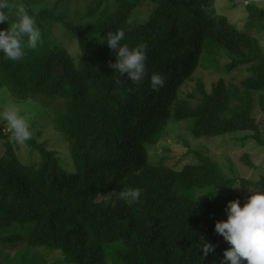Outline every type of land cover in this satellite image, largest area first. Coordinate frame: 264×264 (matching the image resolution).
I'll return each mask as SVG.
<instances>
[{"label": "trees", "instance_id": "1", "mask_svg": "<svg viewBox=\"0 0 264 264\" xmlns=\"http://www.w3.org/2000/svg\"><path fill=\"white\" fill-rule=\"evenodd\" d=\"M18 2L38 26L63 24L80 52L75 61L42 38L19 61L0 53V91L46 109L65 137L72 167L34 139L27 142L39 159L22 163L10 130L0 125V241H24L37 257H47L39 251L43 246L55 248L61 264H222L230 245L216 233L215 221L226 219L229 200L242 205L250 193L197 197L198 189L224 190L236 179L208 155L199 153L197 162L176 169L151 162L147 147L180 121L189 123L194 137L247 132L242 140L263 142L264 8L247 0V18L238 28L216 12L215 0H96L78 23L54 8L34 11V0ZM8 15L9 23L18 18ZM118 29L125 31L122 43L147 46L141 83L110 67L114 50L99 40ZM208 67L230 76L206 87L196 71ZM153 73L164 79L158 91L150 86ZM187 83L192 89L182 94ZM255 94L260 121L252 116ZM242 161L252 165L247 154ZM239 181L264 187V172ZM137 189L136 200L121 197ZM201 238L214 253L202 255Z\"/></svg>", "mask_w": 264, "mask_h": 264}, {"label": "rangeland", "instance_id": "2", "mask_svg": "<svg viewBox=\"0 0 264 264\" xmlns=\"http://www.w3.org/2000/svg\"><path fill=\"white\" fill-rule=\"evenodd\" d=\"M95 1L96 0H34L32 8L34 11L44 8H54L56 12L63 13L65 20L78 23L87 7L92 6ZM254 1L258 3L260 7L264 8V0ZM246 3L247 0H215V8L217 13L225 14L235 26L241 28L244 26L247 18L245 9ZM10 5L11 7L9 10L12 13H17V8L20 6L18 0H13ZM17 20L18 18L12 22H16ZM38 27L41 31L42 38L48 42V44H51L52 47L60 45L66 49L75 61L78 59L80 50L77 40L75 36H71L66 32V28L63 24L54 20L50 23L43 21ZM260 35L262 39L261 44L264 48V33ZM218 59L221 63L228 61L224 57H219ZM196 76H200L205 86L208 87L211 81L220 76L228 78L230 72L228 70H219L214 67L198 68ZM180 88L182 94H184L192 89V85L191 83H187L183 84ZM254 99L255 103L252 108V116L257 121H260L263 118V114L256 103V94L254 95ZM13 100L11 96L9 99V94L5 95L4 92L0 91V111H3L10 102L19 107L21 113L29 119L32 131L31 139L55 150L59 161L65 164L67 168H71L72 165L70 163V155L65 137L54 128L46 109L39 102L34 100L20 102H14ZM0 125H3L5 132H9L6 121L0 119ZM168 128L163 139L147 147L151 162L164 163L173 168L180 169L184 164L197 162L196 155L201 153L217 161L222 173L226 177H235L236 179V182L230 188L224 190L217 189L214 186L198 189L196 191L198 192L197 197L210 195L207 194V192L213 191L214 189L216 195H220L227 191L234 192L238 195L249 194L252 188L250 186H243L239 179L255 180L264 172V133L261 135L263 142L257 143L252 139H241L247 132H231L218 136L194 137L189 132V123L185 121L172 122L169 124ZM10 141L15 155L22 163L32 164L37 162L39 153L27 141L19 143L12 138ZM188 148L191 149V153L187 151ZM244 154L248 155L252 165H247L242 161V156ZM237 184H239V186L233 187ZM1 233L2 232H0V235ZM39 251L43 252L45 255L47 254V257L35 256L24 241L9 243L0 241V264H61L57 263V259L61 258L60 250L43 246Z\"/></svg>", "mask_w": 264, "mask_h": 264}, {"label": "clouds", "instance_id": "3", "mask_svg": "<svg viewBox=\"0 0 264 264\" xmlns=\"http://www.w3.org/2000/svg\"><path fill=\"white\" fill-rule=\"evenodd\" d=\"M9 0H0V24L7 22V29H0V53L8 60L19 61L25 55V49H35L41 42L42 34L35 18L20 5L17 8L18 20L9 23ZM25 38L26 41H25ZM125 31L118 29L110 32L105 39L110 49L114 50L115 61L110 64L114 72L127 74L128 80L141 83L146 74V45L130 47L122 43ZM119 83V80L117 81ZM150 86L158 91L164 86V79L159 73L150 76ZM0 119L7 122L11 138L24 143L32 138L28 117L13 103L0 111ZM239 184L234 185L237 187ZM207 194L214 195L213 191ZM140 191L130 190L121 194L122 198L136 200ZM226 219L217 220L214 224L216 233L230 245L223 250V264H264V187H254L245 202L239 199L229 200L225 208ZM200 245L202 255L214 253L215 246L208 241Z\"/></svg>", "mask_w": 264, "mask_h": 264}]
</instances>
